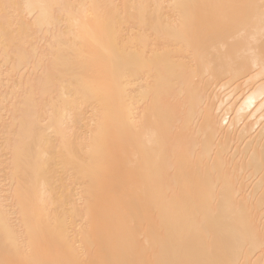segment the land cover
Listing matches in <instances>:
<instances>
[{
    "label": "bare ground",
    "instance_id": "bare-ground-1",
    "mask_svg": "<svg viewBox=\"0 0 264 264\" xmlns=\"http://www.w3.org/2000/svg\"><path fill=\"white\" fill-rule=\"evenodd\" d=\"M0 264H264V0H0Z\"/></svg>",
    "mask_w": 264,
    "mask_h": 264
}]
</instances>
